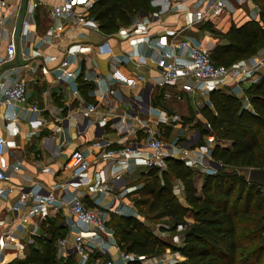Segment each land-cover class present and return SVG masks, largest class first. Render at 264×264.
Returning a JSON list of instances; mask_svg holds the SVG:
<instances>
[{
  "label": "crops",
  "instance_id": "obj_1",
  "mask_svg": "<svg viewBox=\"0 0 264 264\" xmlns=\"http://www.w3.org/2000/svg\"><path fill=\"white\" fill-rule=\"evenodd\" d=\"M21 2L22 0H8L7 13H19ZM27 2L28 7L32 8L31 13H28V7L25 11L31 22V33L24 42L29 58L24 60L16 54L11 61L0 66L1 81L23 76L28 84L27 103L20 107L17 133L12 134L8 131L6 127L8 112L0 106V132L8 141L2 161L7 165L20 162L18 171H7L11 174L10 183H0L3 187L13 186V191L7 196H0V238L8 234H11L12 238L11 244L0 248V264H17L24 261L32 249L41 251L43 249L41 239L49 237L47 226L50 222L66 235L72 233L73 218L62 205H59V208L46 220L38 221L34 218L24 233H17L13 230L15 214L11 206L17 200L18 194L32 185L42 191L55 188L54 192L58 200L77 185L79 181L73 180L70 172L63 168L64 162L73 150L95 140L102 145L114 146L119 143L139 141L148 133L169 140L180 134L185 137L192 130H199L200 125L204 130V123L207 120L202 115L201 109L204 106L211 107L208 93H182L181 100L177 101L163 97L165 90L177 92V87L155 86V79L158 76L154 64L158 53V49L153 46L155 41L174 42L189 39L194 44L206 46L212 51L217 45L226 42L224 35L231 26H240L250 20L259 21L260 18L256 0H225L227 11L223 15L212 21L190 25L186 10L198 7L200 4L198 0H152V10L147 14L151 16V25L146 32L135 35L147 37L146 41L135 44L132 43L134 35L121 38L115 34L120 28L130 30L131 22L106 34L99 29L96 21V28L90 24L72 25L63 32L59 40L44 45L39 55H36L34 44L47 34L50 24L57 22L49 11L53 5L58 4L59 0H27ZM77 9L81 10V6ZM16 20L17 18L10 20L7 31L2 33L0 41L2 56L7 40L14 39ZM16 41L17 44L20 43L19 38ZM104 43L113 49L116 56L125 57L132 54L133 56L129 59L125 57L122 63H117L109 55L98 51V46ZM78 45L90 49L71 58L67 67L68 70L79 71L74 83L77 94L74 95L73 83L58 81L55 77V68L67 55V50ZM138 74L143 75L146 81L133 88L129 87L125 80ZM95 79L100 80V87L105 83L114 90V93L100 94ZM249 84L244 83L232 88L226 85L221 90L240 97ZM236 88L242 92L234 93L233 90ZM90 103H95L97 106L92 114L86 112V107ZM30 105H36L39 109L34 121H30L28 115L25 116L24 110ZM89 119L93 122L89 123ZM103 119L105 123L99 125L98 122ZM228 144L229 142L226 141L225 146ZM211 160L215 162L212 158ZM105 170L103 164L94 161L88 170V177L96 178ZM199 170L204 172L202 168ZM147 171L148 169L143 165L131 162L120 181L106 180L105 193L95 191L93 184H81L78 190L82 194V201L90 208L104 211L107 224L112 216H120L112 212V207L122 202L132 209L133 214L130 216L136 217L134 199L131 201L130 198L132 195H139L136 190L142 185L143 174ZM105 174L108 176L107 172ZM205 174H197L200 180L194 177L198 193ZM88 177L81 179V182L84 183ZM173 185L182 196L180 203L187 206L181 182L174 179ZM63 186H68L67 190H64ZM127 187L131 189L130 192L124 199H120L118 193L122 188ZM136 218L146 224L145 220ZM192 221L187 220L188 224ZM163 233L164 231L157 229V234ZM107 247L105 252L98 254L112 261L113 264H124L119 260L116 243ZM56 258L59 259L57 255ZM162 258L171 259V256L156 254L145 257L144 264H155ZM182 260L184 257L181 255L179 261ZM152 261L154 262L151 263Z\"/></svg>",
  "mask_w": 264,
  "mask_h": 264
},
{
  "label": "built area",
  "instance_id": "obj_2",
  "mask_svg": "<svg viewBox=\"0 0 264 264\" xmlns=\"http://www.w3.org/2000/svg\"><path fill=\"white\" fill-rule=\"evenodd\" d=\"M168 1V0H165ZM198 7H192L188 11L189 24H198L204 21H212L227 11L225 0H198ZM95 0H59L58 4L50 8V15L57 20L56 23L49 25L47 34L34 44V53L39 55L41 47L50 45L53 41L61 38L63 32L74 24H90L97 27L96 20L91 15ZM8 0H0V41L2 33L7 31L10 20L17 18L18 13H7ZM81 6V10L77 7ZM28 7V13H31ZM30 19L25 15L22 20V27L19 35V44L10 38L7 40L4 48V55L0 54V66L9 62L17 54L24 60L29 57L24 42L31 33ZM151 25V16L138 13L131 19L130 30L120 28L115 34L121 38H128L130 35H138L148 30ZM132 43H140L148 40L147 37H137L132 39ZM133 44V45H135ZM158 53L154 59L155 67L158 70V76L155 79V86L158 88L177 87V92L165 90L163 97L165 99L181 100L182 93L207 94L211 90L221 89L226 85L231 88L244 83H256L264 78V48H261L256 54L246 59L231 62L228 65L217 64L211 59V51L206 46L196 45L189 39H182L172 42L155 41L153 43ZM90 48L84 46H74L67 50V55L61 63L55 68V77L58 81L72 82L73 94H77L75 78L79 74L78 70H68L71 58L79 53L86 52ZM98 51L109 55L117 63H122L131 58L132 55L116 56L113 49L104 43L98 46ZM137 55V54H136ZM141 58V56H140ZM26 66V64H25ZM114 76V75H113ZM115 77V76H114ZM100 94H113L105 83L99 86L100 80H97ZM95 81V82H96ZM146 79L138 74L133 78L125 80L129 87H135ZM234 93H241L239 89L233 90ZM244 100V108L252 111L247 97L240 94ZM28 98L27 79L23 76L0 80V106L7 112L6 127L9 132L15 134L18 132V120L20 118V107L26 105ZM22 109V108H21ZM97 109L95 103H90L86 107L87 113H94ZM36 105H30L25 108V116L28 115L30 121L36 119L38 113ZM162 121V120H161ZM93 120L89 119V123ZM103 125L105 120L98 122ZM205 134L201 135L198 129H194L185 137H174L164 139L156 134L148 133L143 139L128 143H119L118 145H102L98 140L92 141L81 148L73 150L63 168L70 172L73 180L79 181L73 186L67 194L60 200L55 195V188L48 191H42L40 188L32 185L18 194L17 200L12 204L11 210L15 214L13 218V230L17 233H24L27 230L31 220L36 218L38 221L46 220L52 212H55L59 205L67 208L73 218L71 225L72 233L64 237H59L55 241V252L57 257L66 259L75 256L77 264H100L105 261L98 252H105L108 245L115 244L114 232L107 224V218L104 211H98L86 206L82 201V194L78 190L81 184L95 187V191L105 193L106 180L120 181L128 165L135 162L143 165L146 169L163 170L166 168L168 159H179L188 167L201 166L207 174L215 173L214 170L204 165L205 151L198 150V143L206 135L208 141L213 140L211 126L208 122L204 123ZM8 141L0 132V183H10L11 174L8 170L18 171L20 162L7 165L2 161ZM209 154V153H208ZM100 162L106 167L105 172L101 171L99 176L88 177V170L92 162ZM88 177L82 183L81 179ZM68 186H63L67 190ZM130 188H122L118 193L120 199H124L130 192ZM13 191V186L3 187L0 185V196L5 197ZM112 212L118 215L130 216L132 209L126 204H118L112 207ZM183 224H179L176 230L181 231ZM12 230V231H13ZM11 234L0 238V248L11 244ZM144 256H136L132 253H126L119 250V260L127 264L129 261H139L144 264ZM152 260V259H151ZM152 261L151 263H153ZM170 258H162L155 264H170ZM106 264H113L107 261Z\"/></svg>",
  "mask_w": 264,
  "mask_h": 264
},
{
  "label": "trees",
  "instance_id": "obj_3",
  "mask_svg": "<svg viewBox=\"0 0 264 264\" xmlns=\"http://www.w3.org/2000/svg\"><path fill=\"white\" fill-rule=\"evenodd\" d=\"M151 1L95 0L91 15L99 29L110 34L119 26L129 24L138 13L149 14ZM261 2L259 21L231 26L224 35L226 42L214 47L211 59L215 63L228 65L264 48V0ZM244 95L252 111L244 108L242 97L221 89L208 93L211 107L204 106L201 113L211 130H218L221 139L229 144L212 148L211 157L222 168L203 176L200 193L195 186L193 169L179 159H168L165 169H148L143 174L135 205H147L148 213L164 212L172 219V228L186 224L188 214L193 216L178 247L184 260L170 264H264V189L248 183L242 173L250 168H264V78L247 85ZM199 131L201 135L206 133ZM174 179L183 186L187 206L174 193ZM110 221L108 226L120 251L150 257L166 247L163 239L136 217L112 216ZM243 221L246 223L242 230L246 233L239 230ZM47 232L49 237L41 239L43 249H32L17 264H77L75 256L56 258L55 241L66 234L51 222Z\"/></svg>",
  "mask_w": 264,
  "mask_h": 264
},
{
  "label": "rangeland",
  "instance_id": "obj_4",
  "mask_svg": "<svg viewBox=\"0 0 264 264\" xmlns=\"http://www.w3.org/2000/svg\"><path fill=\"white\" fill-rule=\"evenodd\" d=\"M256 4L258 7L261 8L262 6V2L261 0H256ZM199 125V124H198ZM201 125H200V129H201ZM211 134L213 135V140L212 141H208L206 138V135L203 136L202 142L197 146L199 151H205V156H204V165L208 166L209 168H211L214 171H217L219 168L221 167V164L219 162H213L211 160V150L215 145H219V146H225L226 145V141L221 139L220 137V132L218 130H213L211 132ZM182 136V134L177 135V137ZM209 153V154H208ZM194 171V177L197 180H200L199 177L197 176V174H205V172H201V170H199L201 168V166H197V167H191ZM224 169H228V166H224ZM200 172V173H199ZM244 175H246L247 173V169L244 170L242 172ZM139 184V183H137ZM174 193L178 199L179 202H182V196L179 195L178 191H176L174 189ZM139 197V195H132V199H135ZM135 209L137 211V216L143 220L146 221V226L149 227V229L155 234L157 235L159 238L163 239V241L165 242L166 247L157 255H166V256H171V261L175 262V261H179V257L181 256V253L178 249V247L180 245H182V234L185 230V228L188 225L187 220H193V216L192 214H188L186 217V224H184V228L181 231L176 230L175 228H172L173 225V221L171 218H169L164 212L159 211L156 213H148L147 211V205H135ZM116 219V218H115ZM111 221L108 222V224H110ZM246 222L243 221L240 225V232L241 233H246V231L242 230V225H244ZM110 227V226H109ZM111 228V227H110ZM162 228H164V230H162ZM112 229V228H111ZM157 229H159L160 231H164L163 234H157ZM166 231V232H165ZM167 233V234H166ZM264 236V233H263ZM108 261V259H105L104 264H106V262Z\"/></svg>",
  "mask_w": 264,
  "mask_h": 264
},
{
  "label": "water",
  "instance_id": "obj_5",
  "mask_svg": "<svg viewBox=\"0 0 264 264\" xmlns=\"http://www.w3.org/2000/svg\"><path fill=\"white\" fill-rule=\"evenodd\" d=\"M27 7H28L27 0H22L21 7H20L17 20L15 23V28H14V39L15 40H18L19 38L21 27H22V20L25 15V11ZM245 177L248 183L255 184L264 189V168H250L248 169Z\"/></svg>",
  "mask_w": 264,
  "mask_h": 264
}]
</instances>
